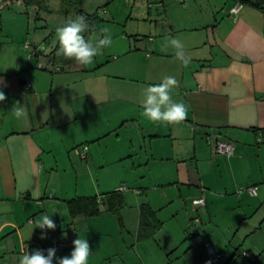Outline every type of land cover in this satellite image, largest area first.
Here are the masks:
<instances>
[{
  "label": "crops",
  "instance_id": "1",
  "mask_svg": "<svg viewBox=\"0 0 264 264\" xmlns=\"http://www.w3.org/2000/svg\"><path fill=\"white\" fill-rule=\"evenodd\" d=\"M227 1L233 5L220 6L221 15L215 14L206 28L190 25V20H154V36L136 39L132 54L131 47L119 51L131 56L125 64L104 68L120 81L105 80L98 99L94 79L100 65L53 63L48 54L50 71L69 70L49 76L45 84L36 80V85L23 71L0 70L7 85L0 82L6 95L0 101V264H19L26 251L51 247L56 257L70 256L77 238L91 247L88 264H204L207 245L220 254L218 264H264V4L258 9ZM237 3L240 9L232 13ZM48 21L41 20V31L54 47L57 36ZM169 38L184 43L188 66L171 49L162 51ZM39 55L36 61L44 56L42 51ZM78 69L92 74L81 89ZM165 76L179 82L172 99L188 106L187 118L178 125L154 124L142 116L144 89ZM27 83L30 88L24 89ZM17 101L26 112L19 119L11 111ZM97 102L119 105V114L96 117ZM212 133L233 143L231 155L212 152L207 143ZM73 148L78 156H72ZM89 158L94 167L134 169L128 186L136 201L131 206L129 190H122L123 227L102 204L97 218L69 215L68 199L100 195L124 184L105 182L101 187L98 179L97 193H78L80 159ZM67 163L76 177L71 186L62 177ZM236 186H253L256 194L232 195ZM202 196L205 205L200 206L196 199ZM141 204L163 226L139 240ZM43 215L56 228L42 240L34 224Z\"/></svg>",
  "mask_w": 264,
  "mask_h": 264
},
{
  "label": "rangeland",
  "instance_id": "2",
  "mask_svg": "<svg viewBox=\"0 0 264 264\" xmlns=\"http://www.w3.org/2000/svg\"><path fill=\"white\" fill-rule=\"evenodd\" d=\"M47 1L51 12L42 11L39 13V18L36 16V10L32 6H26L22 0H0V70L6 74L12 73L13 71H23L26 73L27 79L35 85L36 80H39L42 84L50 82L49 76L60 74L64 71L66 72L69 69L65 66L67 69L65 68L63 71H50L52 69L51 64L46 61L45 56H48L51 51L53 40L50 37H44L45 32L41 31L42 29L44 30L42 28L44 23L41 20H52L48 22L50 26H53L52 29L55 31V28L62 25L65 20L73 18L76 15L75 10L78 8L82 9L81 15L96 12L101 21L96 28L86 34L85 39L95 41L104 35L102 29H107L108 33L112 36L113 44L111 47L104 49L100 55L94 58V62L87 66L91 68L93 66L95 67V65H100V70L96 73L94 79L97 88L95 99L99 98L102 91L101 88L106 83L105 80H113V82L114 80H117V82L120 81V79H114L108 76L104 68H119L120 65L125 64L131 56L126 57L124 55L134 53V45L143 35H155L152 31L154 28L152 26V23L155 22L154 20H158L161 23L163 20H190V25L206 28L205 26L208 23H212V17L215 14L218 16L221 15L219 11L220 6L225 2L232 4L231 1L227 0H184L183 2L179 0H79L81 4L77 3L76 6L72 5L69 8L67 6L69 10L67 12H61L58 11L61 4H59L60 0ZM27 43H30L29 46L26 45ZM33 46L41 47L40 51L44 55L37 61L36 58H30L29 56ZM127 47H131L132 51L124 55L120 54L119 51ZM74 66H78V64H74ZM44 68L47 69L45 70ZM78 70L75 74H77L76 77L81 79L76 80V83L78 84L77 88L81 89L87 86L86 81L83 80L87 78L92 80V74L86 76V73L80 69ZM70 76V74L64 76L63 80H68L71 78ZM26 93L28 94L29 92ZM111 93L114 95V90H111ZM9 97L12 96L9 95ZM44 97V100H47L49 96L46 95ZM1 106L3 105L1 104ZM95 106L94 115L96 117L104 115L114 117L119 114V105L115 103L97 102ZM211 138V140H207V143L212 152L215 153L211 146V143L215 141L212 134ZM81 147L82 145L79 146V148ZM70 151L73 152L72 156L79 155L77 148H73ZM102 155L103 153L100 151L96 153V156L99 158ZM80 162L83 165L78 167V171L81 174L78 179V193H97L98 191L95 190V186L98 179L101 187H105L103 185L105 182H114V185L116 183L117 185L124 183L118 185L119 188H124L123 192L130 189L128 185L133 181L131 175L134 170L133 168L128 169L116 164H113V166L94 167L91 158L88 160L80 159ZM66 166L68 168H64L66 173H63L62 177L63 181L68 179L71 186L75 183L76 177L70 165L67 163ZM121 170L125 172H121ZM65 171H60V173ZM107 187L111 186L108 185ZM240 188V186L235 188L236 192H232V195L236 196L240 193ZM132 191L129 190L128 195L131 194L130 205L135 206L136 195ZM95 217L97 218V216ZM113 222L116 224L115 221ZM106 223L109 222L106 221ZM47 230L45 229L43 231L48 234Z\"/></svg>",
  "mask_w": 264,
  "mask_h": 264
},
{
  "label": "clouds",
  "instance_id": "3",
  "mask_svg": "<svg viewBox=\"0 0 264 264\" xmlns=\"http://www.w3.org/2000/svg\"><path fill=\"white\" fill-rule=\"evenodd\" d=\"M89 30V23L85 16L75 15L67 19L62 25L55 28L58 48L56 55L74 61L80 66L87 67L94 62V58L102 53L104 49L112 46L113 39L107 29H102L104 35L95 41L86 40L83 35ZM172 50L176 60L185 67L190 63V56L185 52V45L179 38H169L162 46V51ZM29 59V58H26ZM0 82L3 78L0 77ZM5 86L6 82H3ZM179 86L175 77L165 76L154 85H149L143 91L142 116L152 123H164L167 125H178L187 118L188 106L183 102L172 99L173 90ZM6 95L0 90V101H5ZM17 101L11 111L12 115L19 119L26 115L25 109L18 106ZM256 193L253 192L252 195ZM34 227L42 230L41 239L46 238L45 229L54 230L55 222L49 215H43L35 221ZM33 227V228H34ZM70 256L56 257V248L46 250L36 249L29 253L26 251L20 258L19 264H53L54 258L57 264H88L91 247L86 239L77 238L73 242ZM47 252V255L44 252Z\"/></svg>",
  "mask_w": 264,
  "mask_h": 264
},
{
  "label": "trees",
  "instance_id": "4",
  "mask_svg": "<svg viewBox=\"0 0 264 264\" xmlns=\"http://www.w3.org/2000/svg\"><path fill=\"white\" fill-rule=\"evenodd\" d=\"M26 6H32L36 10V16L39 17V13L42 11L51 12V9L48 8L45 0H22ZM242 4L251 5L258 9L263 8L264 0H236ZM81 4L79 0H62L59 6L58 11L67 12L69 7L76 6V4ZM68 6V8H67ZM76 15H81L82 9H76ZM87 18L89 23V30L83 35L86 37V34L96 28L99 24L100 17L96 12L91 14L83 15ZM40 18V17H39ZM30 44V43H29ZM36 48L39 50L36 52ZM58 48V41L55 46L50 51L49 55L53 63H62V64H74L72 60L65 59L63 57L57 56L56 51ZM41 47L33 46L30 51V58H37L39 53H41ZM21 84H24L19 74H17ZM24 89L25 86H24ZM85 146V145H84ZM87 147V146H86ZM69 215L71 217L75 216H96L101 212L100 204H102L105 210L109 211L111 214L117 217L119 225L124 226L122 218V210L126 206L124 196L121 189H114L107 191L100 195H89V196H76L66 201ZM163 226V222L160 221L154 211L150 209L147 204H141L138 208V229L136 232L137 239H143L147 237H152L154 234L159 231Z\"/></svg>",
  "mask_w": 264,
  "mask_h": 264
},
{
  "label": "built area",
  "instance_id": "5",
  "mask_svg": "<svg viewBox=\"0 0 264 264\" xmlns=\"http://www.w3.org/2000/svg\"><path fill=\"white\" fill-rule=\"evenodd\" d=\"M179 1L183 2L184 0H179ZM240 6H241V4L237 3L230 9V11L232 13H236L240 9ZM26 45L29 46V43H27ZM35 51L38 52L39 50L36 48ZM25 88L29 89L30 84L27 83ZM212 136L214 137L215 141L213 143H211V146H212V149L215 153H222L225 155H231L233 153L234 146H233L232 142L225 140V139H220L218 134H216V133H212ZM83 149L85 150V149H87V147L83 146ZM119 189L123 190L124 188H119ZM244 191H247L251 195L253 192L256 193V190L253 186L252 187H241L239 189L240 193L244 192ZM196 203L200 206H203V205H205V200L203 197H199L196 199ZM206 248H207V253H208L209 257L204 262V264H218L219 259H220V254L213 252L212 248L209 245H207ZM242 254L245 256L247 255L246 252H242Z\"/></svg>",
  "mask_w": 264,
  "mask_h": 264
}]
</instances>
